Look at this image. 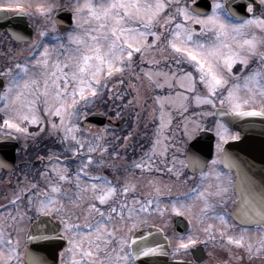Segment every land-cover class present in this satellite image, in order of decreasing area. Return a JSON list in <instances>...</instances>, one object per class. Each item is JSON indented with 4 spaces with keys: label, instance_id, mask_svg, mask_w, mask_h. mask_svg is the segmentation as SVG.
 I'll list each match as a JSON object with an SVG mask.
<instances>
[{
    "label": "snow or ice",
    "instance_id": "snow-or-ice-1",
    "mask_svg": "<svg viewBox=\"0 0 264 264\" xmlns=\"http://www.w3.org/2000/svg\"><path fill=\"white\" fill-rule=\"evenodd\" d=\"M0 13V28L34 24L0 41V153L32 147L39 162L8 181L0 264H208L201 246L214 264H264V169L241 154H264V0H0ZM98 102L131 116L126 134L88 130Z\"/></svg>",
    "mask_w": 264,
    "mask_h": 264
},
{
    "label": "flooded vegetation",
    "instance_id": "flooded-vegetation-1",
    "mask_svg": "<svg viewBox=\"0 0 264 264\" xmlns=\"http://www.w3.org/2000/svg\"><path fill=\"white\" fill-rule=\"evenodd\" d=\"M3 15V14H1ZM12 22L10 21L9 24L4 25L2 28H0V41H3L7 43L9 46H12L11 38L7 35L5 29L10 28L12 25L20 24V26L23 29H32L34 27L33 22H29L27 20H24L21 22L18 18L13 17ZM36 24L39 23V19L35 21ZM22 47V45H20ZM2 62V61H0ZM31 130L35 131V128H32ZM46 135L42 134L39 140L40 148L42 149L44 145L46 144L45 140ZM24 141H20L16 144V147L19 148L23 145ZM32 143L31 141L29 142ZM49 147H51V142L49 141L48 144ZM34 152H36V149L29 147L27 151H22L20 153H17V151L13 148L5 149L4 152L0 153V155L9 163L12 164L15 167V171H9L3 168H0V203H4L3 197L11 192V187L9 185V179H11V182L14 184L16 181V174L20 172L21 167L23 163L25 162H33L36 163V166L39 167V162L35 161ZM202 250L205 253V259L208 261V264H214V261L216 259V253L214 252L213 248L209 246L207 249H203V246H201ZM212 252V256H208L207 253Z\"/></svg>",
    "mask_w": 264,
    "mask_h": 264
},
{
    "label": "water",
    "instance_id": "water-1",
    "mask_svg": "<svg viewBox=\"0 0 264 264\" xmlns=\"http://www.w3.org/2000/svg\"><path fill=\"white\" fill-rule=\"evenodd\" d=\"M239 3H242L243 0H238ZM60 18L63 19L64 15L61 14ZM69 21H65V24L68 23ZM31 32V31H29ZM109 115L112 116L111 112H109ZM126 117L123 118V120H120L118 123L114 124L110 121L108 123L112 124L115 127H119L122 125ZM257 121L259 122V118H256ZM106 123V115L103 113H93L92 115H89L88 117V124L90 125H104ZM260 128H257L253 133H250L251 136L254 137V143L259 144L261 137L259 135ZM235 144H240V142H232ZM241 148L244 147L243 144L240 145ZM242 155H246V158L248 159L249 162L253 163L255 165L254 171L259 173L262 169H264V154H262L258 149L256 151H253L251 153H241ZM186 223L183 218H176L175 219V230L179 231L182 227V224ZM187 224V223H186ZM161 261H164L165 264L170 263L168 262V257L161 256L160 257Z\"/></svg>",
    "mask_w": 264,
    "mask_h": 264
},
{
    "label": "trees",
    "instance_id": "trees-1",
    "mask_svg": "<svg viewBox=\"0 0 264 264\" xmlns=\"http://www.w3.org/2000/svg\"><path fill=\"white\" fill-rule=\"evenodd\" d=\"M105 106H109V105H105ZM110 107V106H109ZM127 125H129V127H131V125L129 124V122H128V124Z\"/></svg>",
    "mask_w": 264,
    "mask_h": 264
}]
</instances>
